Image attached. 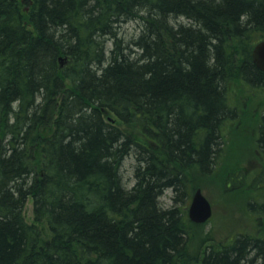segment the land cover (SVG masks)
<instances>
[{
  "label": "trees",
  "instance_id": "trees-1",
  "mask_svg": "<svg viewBox=\"0 0 264 264\" xmlns=\"http://www.w3.org/2000/svg\"><path fill=\"white\" fill-rule=\"evenodd\" d=\"M258 36L264 0H0V264L195 263L179 203L219 158L233 80L264 87ZM258 130L264 157V112ZM247 208L257 232L197 264H264Z\"/></svg>",
  "mask_w": 264,
  "mask_h": 264
},
{
  "label": "rangeland",
  "instance_id": "rangeland-1",
  "mask_svg": "<svg viewBox=\"0 0 264 264\" xmlns=\"http://www.w3.org/2000/svg\"><path fill=\"white\" fill-rule=\"evenodd\" d=\"M128 28V29H127ZM128 35L138 34L140 27L128 23ZM255 45L264 39L254 38ZM229 102L236 109L237 116L223 126V145L217 162L211 172L205 175L189 172L190 198L180 200L179 206L186 210L192 196L201 188L213 207L212 217L205 223H195L189 218V242L192 262L202 257L209 246H221L229 242L239 232H257L255 216L247 208L248 203L264 201V183H257L256 177L264 168V157L258 144V126L264 112V87H254L245 81L234 79L228 92ZM135 161L128 157L123 170L125 181L134 182ZM177 191L168 188L161 196L165 206L173 204ZM33 200L30 197L25 207L26 220L48 235L45 224L35 220Z\"/></svg>",
  "mask_w": 264,
  "mask_h": 264
},
{
  "label": "water",
  "instance_id": "water-1",
  "mask_svg": "<svg viewBox=\"0 0 264 264\" xmlns=\"http://www.w3.org/2000/svg\"><path fill=\"white\" fill-rule=\"evenodd\" d=\"M253 60L264 71V40L255 45L253 49ZM188 214L190 220L195 223H205L213 215L212 204L201 188H198L192 196Z\"/></svg>",
  "mask_w": 264,
  "mask_h": 264
},
{
  "label": "bare ground",
  "instance_id": "bare-ground-1",
  "mask_svg": "<svg viewBox=\"0 0 264 264\" xmlns=\"http://www.w3.org/2000/svg\"><path fill=\"white\" fill-rule=\"evenodd\" d=\"M254 63H255V62H254ZM255 64H256V63H255ZM263 202H264V201H263ZM251 203L257 205V202H254V201H252Z\"/></svg>",
  "mask_w": 264,
  "mask_h": 264
}]
</instances>
